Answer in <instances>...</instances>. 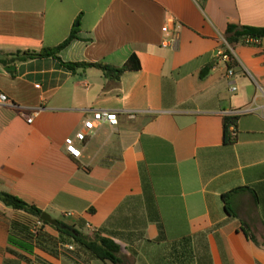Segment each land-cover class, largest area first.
I'll use <instances>...</instances> for the list:
<instances>
[{
    "label": "crops",
    "instance_id": "crops-1",
    "mask_svg": "<svg viewBox=\"0 0 264 264\" xmlns=\"http://www.w3.org/2000/svg\"><path fill=\"white\" fill-rule=\"evenodd\" d=\"M230 23L264 27V0H0L7 60L76 32L60 53L66 63L122 67L136 55L141 64L119 81L52 57L0 64V92L13 103H0V191L114 240L121 264H264V41L231 47L229 69L220 54ZM166 39L175 41L165 48ZM95 111L119 123L86 131L75 159L65 140ZM232 112L237 141L226 145ZM37 220L0 201V264H110L71 242L81 263L61 243L49 249L44 239L60 238L50 226L44 250L11 245Z\"/></svg>",
    "mask_w": 264,
    "mask_h": 264
},
{
    "label": "trees",
    "instance_id": "trees-1",
    "mask_svg": "<svg viewBox=\"0 0 264 264\" xmlns=\"http://www.w3.org/2000/svg\"><path fill=\"white\" fill-rule=\"evenodd\" d=\"M75 39H78L76 36V32H73L68 40H66L62 45L57 48H48L44 51L37 53V52H17L14 55H8L11 57L10 60L5 59L4 57L0 56V64L4 66H9L16 62H27L34 59L40 58H47L52 57L61 62V64L66 67L68 70L72 72H76L78 70H87L90 68H96L101 70L106 77L120 80V77L129 71H139L141 69V64L136 55L131 56L128 61L122 67H113L110 65L105 64H98V63H66L64 62L61 57L60 53L64 50L67 46L71 44V42ZM249 39H255L264 41V27H254V26H244L235 23H230L227 27L225 32V40L226 42L234 49L239 44H248ZM228 54L231 57V61L228 63L229 69L234 68V56L230 51ZM211 68H206L201 73V78H206L210 73ZM239 120V116H226L224 121V128H225V137L224 143L226 145L235 144L237 141V137H232L231 134V127H235L237 131V122ZM222 200L225 204V208L227 212L230 214L229 209V194H225L222 197ZM0 201L6 206L16 211H23L33 217L41 219L44 211L38 208L35 205L29 204L26 201L10 194L7 192L0 191ZM45 226H50L54 230L59 233L61 239L66 240L65 242H71L77 245L80 248L85 249L92 255L95 259L103 262V263H110V264H121L123 262L121 256V246L116 243L114 240L103 237L99 234L94 233L93 235L89 236L79 229L75 227L68 226L62 222H60V226H52L47 222H44ZM17 226V225H16ZM65 227V228H63ZM22 232L24 235V239H18L14 236H10V243L11 245L24 250L28 254H33L35 247L41 248L44 250L43 240L41 239V235L38 237H34L32 234L29 233L28 229L22 227ZM246 235L249 239L253 240L257 243L256 239L248 232ZM63 254L66 257L70 258V260L81 263L76 255L75 252L70 250H64ZM38 264H50L40 257H37ZM82 264V263H81Z\"/></svg>",
    "mask_w": 264,
    "mask_h": 264
},
{
    "label": "built area",
    "instance_id": "built-area-1",
    "mask_svg": "<svg viewBox=\"0 0 264 264\" xmlns=\"http://www.w3.org/2000/svg\"><path fill=\"white\" fill-rule=\"evenodd\" d=\"M164 32H168L169 29L168 27L163 28ZM175 39L169 40L166 39L162 46L163 47H169L171 43H173ZM226 43V49L221 52V57L224 62L227 64L231 61V57L228 54V51L232 53V48L231 46ZM261 43L260 40H255V39H249L248 44L249 45H259ZM228 76L230 78L234 77V72L232 70L229 71ZM234 91H236V88H233ZM0 103L2 104H13L12 101L3 93L0 92ZM239 112H232L231 115L229 116H238ZM27 117L28 123L32 124L34 117L33 115H25ZM131 119H135L136 115L135 114H130L129 116ZM118 114L116 112H110V111H95L92 116L87 119L84 123V131L78 132L74 137H68L65 140V149L66 152L73 158L75 159H80L82 150L78 146L79 144H83L87 140V134L86 131H94L97 129L98 126L104 125V124H109L112 127H116L118 125ZM232 137H237V131L235 127H231L230 129ZM45 227L44 221L41 219H38L36 224L31 228V234L34 237H38ZM70 250H73V247H69Z\"/></svg>",
    "mask_w": 264,
    "mask_h": 264
},
{
    "label": "rangeland",
    "instance_id": "rangeland-1",
    "mask_svg": "<svg viewBox=\"0 0 264 264\" xmlns=\"http://www.w3.org/2000/svg\"><path fill=\"white\" fill-rule=\"evenodd\" d=\"M42 235H43V233H41V237H42ZM53 237V236H52ZM42 239V238H41ZM56 239V240H55ZM45 240V242L47 243V247L49 248V249H52L53 250V248H57L58 246H59V243H61L62 245L60 246L61 247V249H62V253H63V251L64 250H70L69 248L68 249H66L65 248V244L67 243V242H65L66 240H63V239H61V238H58V236H56V237H54V238H51V237H49L48 239H44ZM70 251H72V252H75V250H70ZM63 256L65 257V258H67L66 256H65V254H63Z\"/></svg>",
    "mask_w": 264,
    "mask_h": 264
},
{
    "label": "water",
    "instance_id": "water-1",
    "mask_svg": "<svg viewBox=\"0 0 264 264\" xmlns=\"http://www.w3.org/2000/svg\"><path fill=\"white\" fill-rule=\"evenodd\" d=\"M7 70L8 71H13V70H15V68L14 67H9V68H7ZM41 220L44 221V222H47L48 224H50L52 226H56V227L60 226V222L58 220L53 219L51 215H49L48 213H45V212L42 215ZM63 228H65V227H63Z\"/></svg>",
    "mask_w": 264,
    "mask_h": 264
}]
</instances>
